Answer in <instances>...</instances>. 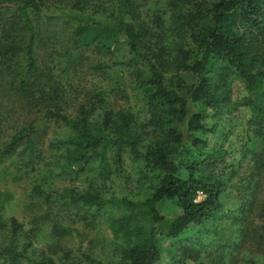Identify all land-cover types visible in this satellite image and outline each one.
<instances>
[{"label": "trees", "instance_id": "trees-1", "mask_svg": "<svg viewBox=\"0 0 264 264\" xmlns=\"http://www.w3.org/2000/svg\"><path fill=\"white\" fill-rule=\"evenodd\" d=\"M1 1L13 8L0 10V57L7 63L0 70L5 89L0 94L44 110L42 122L65 127L64 138L51 145L61 150L62 171L78 175L97 166L101 175L108 161L120 171L125 156L138 175L136 183L148 185L145 200H116L123 213L109 228L113 237L125 242L117 259L107 264H157L159 227H164L167 239H178L177 264H209L200 256V238L182 235L199 227L201 238L205 237L206 221L224 210L227 189L235 190L237 208L227 219L233 237L218 260L219 264H231L227 258L236 262L239 253L232 254L237 252V237H249L254 223H249L250 228L244 224L255 213L264 223V205L259 209L254 202L255 190L264 188L258 177L261 173L264 177V0H157L147 10L145 0ZM95 2L98 8L91 12ZM41 16L50 24L64 25L73 51L108 54L125 47L131 55V61L120 63L116 70L102 63L91 67L112 84L108 90L87 95L73 117L61 112L62 96L67 93L53 88L51 68L45 67V73L36 65L34 20ZM126 79L142 92L144 122L128 108L116 110L109 105L108 97L128 102L123 90L129 86ZM232 80L239 81L246 93L240 106L252 111L247 123L253 127L248 138L252 148L244 150L248 165L240 175L237 167L225 165L217 150L199 159L207 145L196 137L218 126L219 115L231 104ZM209 109L211 126L205 123ZM37 129L34 121L14 132L1 155L22 146V153L34 157ZM32 192L48 206L68 202L85 214H98L104 205L99 194L91 191L60 193L36 187ZM198 193L205 196L203 200L197 201ZM163 205L172 210L160 213ZM140 215L152 225L147 233L136 225ZM10 228V238L15 240L21 225L11 219ZM259 230L252 239L264 241V227ZM50 233L55 237L75 231L53 224ZM16 243L6 255L0 252V264H56L49 257L29 256V243L18 251ZM82 258L86 264H103L88 255Z\"/></svg>", "mask_w": 264, "mask_h": 264}, {"label": "rangeland", "instance_id": "rangeland-1", "mask_svg": "<svg viewBox=\"0 0 264 264\" xmlns=\"http://www.w3.org/2000/svg\"><path fill=\"white\" fill-rule=\"evenodd\" d=\"M145 1H147L146 10L153 9L157 2V0ZM98 5L97 2L92 3L91 12H95ZM6 8L13 7H9L0 0V10ZM48 23L42 16L34 20L36 65L45 73V67L51 68L53 88L63 89L67 93L65 100L62 96L60 105L63 110L61 112L73 117L76 108L85 103L84 98L87 95H93L100 89L108 90L107 88L112 84L102 73L91 70V67L102 63L116 70L120 63L128 64L131 61V55L125 47L108 54H97L92 50L73 51L67 44L64 25ZM6 65L5 60L0 57V70L2 67H7ZM126 82L129 86L124 87L123 90L127 94L128 102L124 103L123 100L108 97L109 105L116 110L128 108L140 122H144L147 114L142 92L135 90L133 83L129 80L126 79ZM1 85L0 83V93H5ZM230 85L231 104L219 115L218 126L213 132L196 134V137L205 140L207 145V148L201 150L199 159L202 160L205 153L217 150L223 157L225 165H234L238 168L240 175L248 165L244 150L252 148L248 138L251 137L253 127L247 124L251 119L252 111L240 106V98L246 96L240 82L232 80ZM0 95V252L6 255L17 242L18 251L23 244L29 243L30 247L27 249L29 256L49 257L56 264H86L82 258L83 255L100 260L103 264L115 261L125 242L123 238L113 237L109 228V224L123 213L116 200L123 198L134 202L145 200L150 194L148 185L136 183L138 175L125 156L120 171H117L111 161L102 168L101 175H97L96 171L99 170L97 166L78 175L62 171V161L59 158L61 150L51 145L64 138L65 127L54 121L42 122L44 110L16 102L13 98H6L8 95ZM206 114L205 123L211 126L214 123L211 119L213 111L209 109ZM34 121L38 125L34 136V157L29 158L27 152L22 153V146L14 153L2 156L1 152L13 133ZM256 150L258 151L257 148ZM248 173L244 172L243 175L247 176ZM258 177L260 182L264 183L262 173ZM36 187L60 193L65 189H76L79 192L91 191L102 198L103 209L98 214L93 212L85 214L84 210L68 202H58L48 206L43 201V197H36L33 194L32 190ZM226 195L228 200L224 210L216 214L212 220L206 221L202 234L204 238H201L199 234V227H191L182 235L194 240L200 238L198 244L203 245L200 256L209 264L220 263L218 256L229 247L233 237L234 229L231 228L227 219L232 212L236 211L237 205L233 201L236 192L227 189ZM204 197L203 194L198 193L197 201L203 200ZM254 202L256 208L261 209L264 205V188L255 190ZM171 208L163 205L159 210L160 213L167 214L172 210ZM258 215L259 213H255L253 219L247 220L244 224L250 228L249 223L252 221L254 223L249 230V237L242 240L238 239L239 236L237 237V252L232 255L235 257L239 253L238 260L235 262L227 258V263L264 264V241H259L257 237L252 239L255 231L258 230L261 233L259 227H264ZM11 219L21 225L15 240L10 238ZM34 222L38 223L35 225ZM53 224L73 230L75 233L53 237L50 233ZM136 225L143 229L141 230L143 233H147L152 226L145 215L136 218ZM158 230L156 239L160 260L157 264H177L175 249L178 246V239H167L164 236V227H159ZM20 264L27 263L21 261Z\"/></svg>", "mask_w": 264, "mask_h": 264}, {"label": "built area", "instance_id": "built-area-1", "mask_svg": "<svg viewBox=\"0 0 264 264\" xmlns=\"http://www.w3.org/2000/svg\"><path fill=\"white\" fill-rule=\"evenodd\" d=\"M201 194V193H200Z\"/></svg>", "mask_w": 264, "mask_h": 264}]
</instances>
